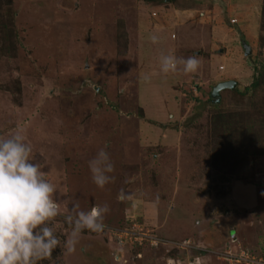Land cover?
Masks as SVG:
<instances>
[{
  "label": "rangeland",
  "instance_id": "rangeland-1",
  "mask_svg": "<svg viewBox=\"0 0 264 264\" xmlns=\"http://www.w3.org/2000/svg\"><path fill=\"white\" fill-rule=\"evenodd\" d=\"M263 12L264 0H0V137L24 135L62 211L109 207L105 229L82 232L73 252L54 218L60 245L39 264H173L197 254L183 240L264 252V156L252 173L229 168L236 147L217 119L264 135ZM169 54L200 66L163 73ZM253 79L257 94L236 92ZM102 148L114 171L100 188L89 161Z\"/></svg>",
  "mask_w": 264,
  "mask_h": 264
},
{
  "label": "clouds",
  "instance_id": "clouds-1",
  "mask_svg": "<svg viewBox=\"0 0 264 264\" xmlns=\"http://www.w3.org/2000/svg\"><path fill=\"white\" fill-rule=\"evenodd\" d=\"M158 39L156 35L151 36L153 43ZM160 64L163 73L182 70L187 74L198 70L200 60L195 56L184 59L169 54L161 57ZM89 169L93 182L103 188L112 179L108 174L114 171L109 153L102 148L89 161ZM108 211L106 204H96L85 211L78 202L62 211L57 188L46 177L42 164L36 161L24 135L17 132L7 138L0 137V264H39L50 258L60 245L50 223L61 216L71 227L65 247L73 252L82 232L100 233L105 229L104 217ZM194 251L197 254L188 258L198 257L202 264V258L208 254L203 253L202 257V253Z\"/></svg>",
  "mask_w": 264,
  "mask_h": 264
},
{
  "label": "trees",
  "instance_id": "trees-1",
  "mask_svg": "<svg viewBox=\"0 0 264 264\" xmlns=\"http://www.w3.org/2000/svg\"><path fill=\"white\" fill-rule=\"evenodd\" d=\"M263 20H264V14H263ZM261 74H264V72ZM263 76L264 75H262V77ZM259 85H260L259 82L253 79L251 84L245 87L242 91L240 90L238 91L235 90V91L237 93H240L241 96L245 95L247 92L250 91L249 95L254 96L258 92ZM217 119L221 122L220 127H222V131L220 132L223 134L222 135L223 140L221 143L224 145H228V147H230L232 143L233 146L236 147L234 149H230V148L225 149L228 152L224 158L225 161H227L225 162L226 165L231 169L235 167H241L242 170H244L245 168L247 173H252L253 167L250 165L249 160L253 158L256 159L257 157L260 156H264V135L259 132L260 129H258L257 132L256 128H254L250 123L249 124L247 123L245 126H242L241 124L240 125L236 124L232 126L231 120H228L229 119L228 115L220 114L218 115ZM261 121L264 122V120ZM231 127L233 128L232 131H231L232 129ZM257 133H259V135ZM235 154H238L237 158L239 160L238 163L236 161L235 166L234 165L232 166L231 162H233L232 160H234L233 156H235ZM248 176L250 175H247L246 177ZM131 246L135 247L134 244H131Z\"/></svg>",
  "mask_w": 264,
  "mask_h": 264
},
{
  "label": "built area",
  "instance_id": "built-area-1",
  "mask_svg": "<svg viewBox=\"0 0 264 264\" xmlns=\"http://www.w3.org/2000/svg\"><path fill=\"white\" fill-rule=\"evenodd\" d=\"M119 230H124V229H116L114 228L112 230L114 239L117 240L119 243H129L127 238L121 237L117 234V232H120ZM128 236H130L131 244H134V236L132 234L128 233ZM137 239V237H135ZM157 240V239H156ZM125 241V242H124ZM175 246L180 247L182 250H197L200 253H205V254H210V255H216L218 259H221L222 261H226L229 264H264V252L261 251L260 253H248L245 249L241 248L238 249L232 254V252L229 251H224L221 252L222 250H203L202 248L198 247L196 244L193 242H190V240H183L180 243L175 244ZM238 248V247H237ZM187 259V258H186ZM173 264H200L199 258L194 257L192 259L188 258L187 261H184L182 258H171Z\"/></svg>",
  "mask_w": 264,
  "mask_h": 264
},
{
  "label": "water",
  "instance_id": "water-1",
  "mask_svg": "<svg viewBox=\"0 0 264 264\" xmlns=\"http://www.w3.org/2000/svg\"><path fill=\"white\" fill-rule=\"evenodd\" d=\"M236 85L235 81H225V82H221L218 85H216V87L214 88V90L212 91V95H217L219 93V90L224 89V88H234Z\"/></svg>",
  "mask_w": 264,
  "mask_h": 264
},
{
  "label": "crops",
  "instance_id": "crops-1",
  "mask_svg": "<svg viewBox=\"0 0 264 264\" xmlns=\"http://www.w3.org/2000/svg\"><path fill=\"white\" fill-rule=\"evenodd\" d=\"M230 233H231V232H230ZM206 261H208V260H206ZM207 264H210V261H208Z\"/></svg>",
  "mask_w": 264,
  "mask_h": 264
}]
</instances>
